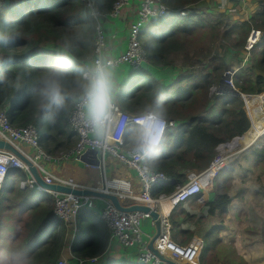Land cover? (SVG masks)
<instances>
[{
    "label": "trees",
    "instance_id": "16d2710c",
    "mask_svg": "<svg viewBox=\"0 0 264 264\" xmlns=\"http://www.w3.org/2000/svg\"><path fill=\"white\" fill-rule=\"evenodd\" d=\"M116 1L118 0H96L97 8L102 13H110ZM162 1L170 7L178 3L180 9L184 5L199 0ZM256 3L261 6V10L253 19L254 28L264 32V0H256ZM0 8L7 11L18 24L25 28H29L30 21L34 23L35 30L29 38V46L33 47L34 51L24 58V63L36 69L44 66L49 55L47 49L71 26L82 23L92 25L89 47H95L97 21L89 13L83 0H17L14 4L11 0H6L5 4H0ZM188 16L190 17L183 21L185 27L208 26V21L197 20L201 18L198 13L193 11ZM211 22L212 24L209 23V25L214 29L216 25L213 21ZM168 25L171 26L170 32L168 27L162 24L161 30L164 32L144 42L149 63L153 65L166 63L170 48L174 47L169 45L167 40L172 39L177 31L174 29L175 25H170V23ZM242 25L245 34L253 29L251 24L242 23ZM236 28L237 25L232 31L236 32ZM220 30V24H217V33H220ZM253 50L255 56L253 54L252 64L241 68L234 79L235 86L244 94L264 93V38ZM215 60L217 65L213 66L212 72L198 76L196 83L186 88L182 87L173 94L169 91L172 87L171 83L162 81L167 80L169 74L164 76L161 72L155 71V74L159 75L157 78L153 72L149 71L151 69L149 65H144L140 69H132L124 83L121 102L128 106H135L144 92L162 85L166 89L170 102V119H179L182 120L180 123H183L179 127V134L176 137L172 135L167 143L166 151L163 152L157 169V171L165 172L169 181L157 185L153 191L154 196L159 193L174 192L187 181V175L191 170H206L211 165L219 144L245 134L251 127L250 119L244 109L245 101L241 95L216 94L214 97L216 102L211 101V86L223 77L227 68V64H224L225 57L223 61ZM253 70L258 73L254 74ZM240 72H244V75ZM238 74L241 77H237ZM222 96L224 102L217 112H213L218 99ZM27 105L28 97L25 93L15 97L0 95V110L7 112L10 122L15 126L34 125L40 132V146L46 153L58 155L77 143L76 134L70 126L66 125L56 130L42 129L37 123L34 112ZM246 158L253 159V165L264 170V145L253 149L246 155ZM224 172H228V168H225ZM27 178V173L18 168L11 169L5 178L0 196L2 214L0 244L14 233L17 240L25 243L29 254L34 257L35 264H58L68 242V226L55 214V198L52 193L21 189V181ZM228 188L223 193L216 194L213 200L205 203L209 216L227 215L233 201L227 193ZM196 218L195 215L188 213L183 205L172 211L170 219L174 227L173 239L176 242L185 244L192 239L194 232L182 229V224L186 219L193 222L202 219ZM223 224L210 227V232L202 235L205 247L201 264H244L243 259H228L226 256V259L220 258L222 250L219 245L223 242L219 230L226 227ZM78 229L79 236L72 246V252L76 256H101L97 264H140L138 258L115 260L108 259L104 255L111 243V233L96 210L83 208L79 212ZM180 235H187V238L180 240ZM212 253L214 259L209 261L206 256Z\"/></svg>",
    "mask_w": 264,
    "mask_h": 264
},
{
    "label": "clouds",
    "instance_id": "9594fccd",
    "mask_svg": "<svg viewBox=\"0 0 264 264\" xmlns=\"http://www.w3.org/2000/svg\"><path fill=\"white\" fill-rule=\"evenodd\" d=\"M172 10L166 17L174 14L186 17L193 11L183 16L180 13L183 9ZM34 30L32 21L29 28H25L0 8V95L27 94V106L42 129L70 126L86 136L90 146L104 157L122 154L143 177H153L166 151L172 120L166 89L158 85L144 92L135 106L122 103L123 84L129 70L103 46L89 47L93 28L87 23L71 26L63 32L47 49L49 55L42 68L27 65L24 58L34 51L29 46ZM201 195L195 199H200ZM127 251H137L138 261L141 260L137 249ZM0 264H35V261L25 243L17 240L13 233L0 244Z\"/></svg>",
    "mask_w": 264,
    "mask_h": 264
},
{
    "label": "built area",
    "instance_id": "2783aa9c",
    "mask_svg": "<svg viewBox=\"0 0 264 264\" xmlns=\"http://www.w3.org/2000/svg\"><path fill=\"white\" fill-rule=\"evenodd\" d=\"M91 15L96 19V38L95 47L103 46L109 51V42L107 30L102 26V19L107 17L117 18L121 16L124 8H126L133 0H118L113 5L112 11L109 13H102L97 8L96 0H83ZM138 1L139 11L136 19L130 23L128 40L124 50L115 55L127 66L128 69H140L148 62L147 52L144 45L141 43V35L147 23L156 18H163L169 15L172 10L167 5L157 7L159 0H136ZM91 5V7H90ZM189 9L181 10L180 13L186 16ZM263 32L261 30L253 29L247 40V56L248 59L250 51L263 39ZM94 47V48H95ZM237 69L227 70L225 73L224 83L229 88H235L234 77ZM221 87L215 86L211 89L212 93H219ZM248 116L251 121V127L243 134L235 136L227 142H223L216 148V154L211 162L210 168L222 166H236L239 163V155L243 153H250L253 149L262 147L264 145V93L244 94L241 93ZM176 126L175 120H170L169 129ZM168 129V130H169ZM77 137V143L70 149L58 154L50 155L46 153L40 146V132L34 125L25 127L13 125L7 112L0 110V140L9 142L19 151L29 157L43 179L48 184H61L72 187L74 189H83L73 177H65L51 172L46 163L60 164L70 159L76 158L78 160H87L88 157H93L94 152L97 151L98 166L105 170L108 159H114L124 165L125 167L134 170L141 181V188L137 189L133 180L124 177H116L110 180H105L106 186L111 193L117 195L121 201V205L125 201L130 202V205H147L161 214L162 231L156 239L154 246L159 253L167 260H162L157 255L153 254L148 248V241L145 237L146 233L143 228V222L150 219L152 225L155 226V220L150 213L144 211H122L118 209L110 199L98 198L94 195H73L62 192L49 191L55 198V214L65 221L68 226V248L76 241L78 235V214L83 208L97 210L99 199L104 203L100 207V214L111 233V240H116L126 250H138L139 259L143 260L145 264H195L199 260L204 247V240L202 238L193 237L187 244L180 245L173 240L172 229L173 224L170 220V214L165 213L164 203L176 207L185 205L195 197L201 195L204 191L201 173L197 171H190L187 175V181L179 186L174 192L170 194L159 193L157 196L153 195L154 188L157 185L167 183L169 181L168 175L163 171L157 173L150 178L143 177L137 167L131 164L122 154L109 155L104 157L97 149L89 144L86 136L81 135L78 131L72 128ZM24 146L34 149V155H29L25 152ZM18 168L24 170L28 178L21 181L22 189H32L36 191H46L42 188L29 170V166L14 152L0 148V196L3 189L5 178L11 169ZM102 188H105L102 187ZM107 188V187H106ZM98 190V188H95ZM123 201V202H122ZM208 210V209H207ZM206 210V213L208 211ZM2 214L0 210V223ZM101 260V256L93 257H78L71 253L67 259L61 257L58 264H97ZM169 260V261H168ZM172 263H171V262Z\"/></svg>",
    "mask_w": 264,
    "mask_h": 264
},
{
    "label": "rangeland",
    "instance_id": "374dc122",
    "mask_svg": "<svg viewBox=\"0 0 264 264\" xmlns=\"http://www.w3.org/2000/svg\"><path fill=\"white\" fill-rule=\"evenodd\" d=\"M11 1L12 4H14L17 0H11ZM135 1L136 0H133L130 3V5H128L130 7L129 8L130 10L135 9L138 6L137 1L136 2ZM222 1L224 2V6L218 5L215 0H199L197 2L184 5L182 6V8H180L183 10H187V9L192 10V8L196 7L195 9H193L194 13H198L199 15H201V18L197 20L200 21L202 19L208 21V26L206 27H201V26L185 27L182 21L186 20V18L190 16H186V18H182V19L179 18L175 20L173 19L172 24H170V25H175L174 29L177 32L174 35V37L172 39L167 40V42L169 45H173L174 47L170 48L171 51L167 55L166 63L158 65L160 68L163 67V68H167V70L168 69L172 70L171 73H162L163 75L169 74L167 80L171 81V86H172L170 87L169 90L170 93L173 94L174 92H176V90L182 87L186 88L190 86L192 83H196L198 76L203 75L204 73L212 72L213 66L217 65L216 64L217 61L215 59L222 61L224 57L226 59L224 64H227V68L225 69L223 76L225 75L227 70L238 69L239 68L238 66H241V64H243L244 61L245 62L247 61L246 64L248 66L252 64L253 54L255 56L253 50L254 48L252 49L253 51L252 50L250 51L248 59L246 58L247 40L252 30H250V32L245 34L242 23L251 24L250 26L254 28L255 24L253 19L255 18L256 13L261 10V6L256 3V0H222ZM5 3L6 0H0V4H5ZM225 3L227 4L226 6ZM163 4L167 5L162 0H159L156 6L160 7ZM170 8L179 9V4L175 3ZM191 13H189L188 15H190ZM121 15H122L121 17L119 16L117 18L116 17L113 18L114 21L116 20L121 21V26L119 28L120 38L118 37L115 39L113 38V35H108L107 28L109 27L110 22H107V20H109V17L103 18L101 22L102 26L105 28V30H107L106 32L109 42V51L113 52L114 55H117L118 53L121 52V47L116 45L112 46L110 42L112 43L115 42L116 44V41H118L120 43L126 44V41L128 40L127 35L129 33L128 31L129 24H127L128 21H126L127 20L126 14L123 13ZM192 18L194 19V17ZM211 21H213L214 25H216L214 29L211 28V25H209V23L212 24ZM168 23L166 22L163 25H166L168 27V31L170 32L171 26H169ZM217 24H220V29H221L220 33H217ZM235 25H237L236 32H233L232 29ZM147 27H148L147 30L149 29L151 32H153L152 29L156 28V27H151L150 24H148ZM117 28L118 27L114 28V30ZM147 33H143L141 36L142 44H144V42L148 41L150 38V36L147 35ZM147 61L148 62H146L144 65L150 64L149 58L147 59ZM150 68L151 69L149 71L154 73L155 70H152L153 69L152 67ZM128 70L129 73L132 71L131 69ZM164 70L166 71V69ZM253 72L254 74L258 73L255 70H253ZM240 74L244 75V72H240ZM154 75L155 77H159V75L155 73ZM237 77H241V76L238 74ZM215 96H216L215 94L211 96V101L213 103L216 102V99H214ZM222 102H224L223 96L218 99V104L213 109V112H217L219 110V107L222 105ZM247 113H249L248 110ZM247 154L244 155L243 153L240 154L238 157L239 162H245L249 160L246 158ZM52 165L53 164L46 163V166L49 169L52 168ZM75 170H76L75 176L79 180L82 178L86 180L85 176L89 177L91 180H93V177L101 178L102 176L101 169H92L91 167L79 166L76 167ZM95 185L98 186L97 181ZM104 186L105 183L102 182V187ZM260 188L264 189L263 186L258 185V189ZM258 200L261 202V205L259 206V210L264 211V196L262 199L263 202L260 199ZM125 203L128 204L129 202L127 201ZM97 204L99 205L100 201H97ZM255 204L258 205V202H256V200H252L251 202L250 201L246 202L245 207L243 209V213L242 214L239 213L242 217L246 216L244 219L245 222L237 223L234 221L233 218H231V216L229 217L228 215L226 216L217 215L212 218L211 216L208 215V213H206L204 209L202 211V201L193 200L183 205V207L185 209L187 208L195 212H198L199 210L198 213L202 212L204 215V217L202 218V223L205 224L203 226L202 224H196L194 226L187 225L186 227L188 228L189 232L191 233L194 232V237L203 238L202 233L204 234V232L207 231L208 226L212 227L215 226L216 224H222L220 221L222 217H224V219L226 218L229 219L228 221L225 222L229 224L230 231L234 232V236L230 234L231 237H229L228 240L229 248H227L224 251L230 254L228 259H235L234 256H239L242 259L246 260L245 257L241 256V254H238L239 252L236 247H238L239 249L252 251L260 246L253 248H249L247 246H254L260 244L261 246H263L262 250L264 249V221H263L264 212L260 213V211L256 207H254ZM228 214H229V210H228ZM249 214H251L252 217L248 218L247 215ZM145 222L147 223V221L145 220L143 222V228ZM145 228L148 229L152 234L155 233L154 230L149 229L148 226H145ZM220 231L221 230H219V232ZM247 231H249V234ZM68 237H70V235ZM185 238H187V235L179 236L180 240H183ZM254 241H256L257 243H253ZM178 244L184 245L180 242H178ZM66 248L68 250V252H66L68 253V256H66L65 253L63 257L68 259L70 257V253H69L70 249L68 248V245ZM213 255H214L213 253L210 254L206 259L211 261L212 259H214ZM248 259H252V258H248ZM125 260H130V259L126 258Z\"/></svg>",
    "mask_w": 264,
    "mask_h": 264
},
{
    "label": "crops",
    "instance_id": "0c3cea01",
    "mask_svg": "<svg viewBox=\"0 0 264 264\" xmlns=\"http://www.w3.org/2000/svg\"><path fill=\"white\" fill-rule=\"evenodd\" d=\"M215 1L217 2L218 5L224 6V2L222 0H215ZM226 5L227 4L225 3V6ZM129 8H130L129 6L124 8V10L122 12V14L123 13L126 14V17H127L126 21H128L127 24H129L128 28L130 27V23H132L136 19V17L138 16L139 6H137L135 9H132V10H130ZM195 8L196 7L192 8V10ZM178 18L182 19L184 17H180L179 15L174 14V15H170L166 18H162L160 20L154 19L153 21H151L149 23L151 25V27H156V28L152 29L153 32H151L149 29L147 30V28L149 26L146 28L145 32L146 33L148 32L147 35L150 36L149 41L152 40L156 36L158 37L160 34H162L164 32L161 30L162 24H164L166 22L172 23L173 19H178ZM107 22H110L109 27L107 28L108 35H113V38H115V39L118 37L120 38V29L119 28L121 26V21H117V20L114 21L113 17L109 16V20H107ZM116 27H118V28L114 30V28H116ZM110 43L112 46H115V45L120 46L121 51L124 50L125 45H126L125 43H120L118 41H116V44H115V42H113V43L110 42ZM246 62L244 61V63L241 64V66H238L239 68L237 70L239 71V70H241V68L247 67L248 65L246 64ZM149 66H151L153 68L152 70H155V71H158L161 73H171L172 72V70H169V69L167 70V68H163V67L160 68L158 65H152L151 63L149 64ZM164 69H166V71ZM155 71H154V73H155ZM164 76H160V77H164ZM221 79L219 81L215 82L211 86V89L215 86H219L221 83ZM125 81H124V83H125ZM162 81L164 83H171L170 80H162ZM123 86H124V84H123ZM210 94L214 95V94H218V93H212L210 90ZM244 109L247 113V109H246L245 105H244ZM247 115H248V113H247ZM172 120H176V126L168 130L167 143H169V141L171 140L172 135H174L176 137V135L179 134V130H180L179 127L182 126V124H183V123H180L182 120H179V119H172ZM24 150L29 155H34V153H35L34 149L27 147V146H24ZM98 162H99L98 156H97V154H94L93 157H88L87 160H83V159L78 160L76 158H73V159H70V160L65 161L63 163H60V164L49 163V164H53L51 169H49L47 166L46 167L51 172H53L54 174L62 175L65 177H73L77 181V183H79L83 187V189L93 190L95 188H98L99 191L111 192L108 189V186H106L107 188H102V182L105 183V180H110V179H113L116 177H124L127 179H131V180H133L137 189L141 188V181L139 180V178H138V176L134 170H131V169L125 167L124 165H122L121 163H119L118 161H116L114 159L113 160L108 159L107 164H106V168H105V170H103L102 168H100L98 166ZM79 166L91 167L92 169H101L102 170V172H101L102 176H101V178L100 177L99 178L93 177V180H91L89 177L85 176L86 180H84V178L79 180L75 176V172H76L75 169H76V167H79ZM225 168H228V172H224ZM182 169H187V168H182ZM262 170H263L262 168H258L257 166L255 167L253 165V159H251V158H249V160H247L245 162H239L234 167H229V166H222V167H215V168L208 167L205 171L191 170V171H198L201 173V179H203L202 182H203V187H204V192H203V195H201L200 199H193V200L202 201V211H203V209L206 211L207 206L204 205V203H207L208 201L213 200L215 198L216 194L223 193L226 190V188L229 187L227 189V193L233 198V201H232L231 205L229 206V214L227 213V215L229 217L231 216V218H233L234 221L237 223L245 222L244 219L246 216L242 217L240 214L243 213V209L245 207L246 202L247 201L251 202L252 200H256V202H258V205L255 204L254 207H256L258 210H259V206L261 205V202L258 199H260L263 202L262 199L264 196V189L263 188L258 189V185L264 187V170L263 171ZM95 180L97 181L98 186L95 185V183H96ZM98 198H101V197H98ZM99 201H100V204L98 205V207L100 208L103 206L104 203L100 199H99ZM125 202H127V201H125ZM125 202L123 203V204H125L123 206H126V207L131 206L130 202L128 204H126ZM252 205H253V203H252ZM179 206L172 207L171 205L164 203V211H165V213H169L171 215L172 211L174 209H178ZM96 211L101 216L100 210L98 209ZM186 211L192 215H195L197 218H203L204 217L202 212L198 213L199 210H198V212H195L193 210H189L186 208ZM259 211H260V213L264 212L262 210H259ZM247 216H248V218L252 217L251 214H249ZM211 217L213 218L214 216H211ZM226 219L220 220L221 223H224L228 227V228L225 227V228H223V230L220 231L221 240L223 242L222 244L219 245V248L222 250L220 258H224V259H226V257L228 258L230 255L229 253L224 251L227 248H229V245H228L229 237H231V235L234 236V232L230 231L229 224L227 222H225V221H228L229 219H227V220ZM146 221H147V223L145 222L144 231L146 233V236L152 237L156 233L152 234L148 229L145 228V226H148L149 229H153L154 232H156V225L153 226L150 219H147ZM196 224H202V226H203L205 223H202V219L197 220L195 222H193L192 220L186 219L185 222L182 224V229L188 230V228L186 227L187 225L188 226H194ZM209 227L210 226H208L207 231L204 232V234L202 233V235L208 234L210 232ZM247 232L249 234V231H247ZM173 233H174V227L172 229V235H173ZM78 236H79V229H78L77 237ZM67 237H68V235H67ZM77 237H76V239H77ZM145 239L148 242L151 240L148 237H145ZM253 243H257V242L254 241ZM185 244H187V243H185ZM67 245H68V243L66 244V247H67ZM258 246H260V247H258ZM247 247H249V248L258 247V248H255V250L250 251V250L239 249L238 247H236L238 252H239L238 254H241V256L246 258V260L243 259L244 264H264V249L262 250L263 246H261L260 244H257L254 246H247ZM66 252H68L67 248H65L63 255ZM69 253H70V256H71V253L74 254L72 252V247H71V250ZM136 253H137V251H135V252L127 251L126 249H124L119 244L118 241L111 240L109 248L107 249V251L105 252L104 255L107 256L108 259L112 258V259H123V260H125L126 258H128L131 260V259H137ZM234 253H235V251H234ZM130 254H131V256H128ZM209 255L210 254H208L206 256V258ZM66 256H68V253H66ZM247 257L252 258V259H248ZM234 258L235 259H242L239 256H234ZM195 264H201V263L198 260L197 263H195Z\"/></svg>",
    "mask_w": 264,
    "mask_h": 264
},
{
    "label": "water",
    "instance_id": "95a60500",
    "mask_svg": "<svg viewBox=\"0 0 264 264\" xmlns=\"http://www.w3.org/2000/svg\"><path fill=\"white\" fill-rule=\"evenodd\" d=\"M225 79L226 78H223L222 82H221V89L219 91L221 94L242 95L241 91H239L235 88H229L224 83ZM0 148H6V149L14 152L17 156H19L29 166V170H30L31 174L34 176V178L36 179V181L38 182V184L48 192L49 191H55V192L73 194V195H94L97 197L112 200V202L115 204V206L122 211L131 212V211H138L139 210V211H144L146 213H150L151 217L155 220L156 234L154 235V237L150 241L148 248L153 254L160 257V259L167 260L154 247V242L156 241V239L161 234L162 223H161V214L156 212V211H153L150 206L140 204V205H131V206L126 207V206L121 205V201L119 200L117 195H115L113 193L103 192V191H95V190H91V189H74L72 187L61 185V184H48L45 182L42 175L39 173V171H38L37 167L35 166V164L33 163V161L29 157H27L24 153L19 151L16 147H14L9 142L3 141V140H0ZM94 154H97V151H95ZM139 263L144 264V262L142 260H140Z\"/></svg>",
    "mask_w": 264,
    "mask_h": 264
},
{
    "label": "bare ground",
    "instance_id": "6f19581e",
    "mask_svg": "<svg viewBox=\"0 0 264 264\" xmlns=\"http://www.w3.org/2000/svg\"><path fill=\"white\" fill-rule=\"evenodd\" d=\"M202 181H203V179H202Z\"/></svg>",
    "mask_w": 264,
    "mask_h": 264
}]
</instances>
